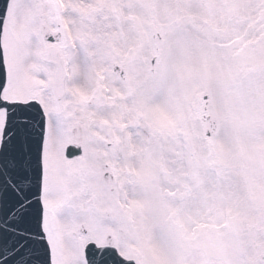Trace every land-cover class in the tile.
Returning <instances> with one entry per match:
<instances>
[{
    "label": "snow or ice",
    "instance_id": "1",
    "mask_svg": "<svg viewBox=\"0 0 264 264\" xmlns=\"http://www.w3.org/2000/svg\"><path fill=\"white\" fill-rule=\"evenodd\" d=\"M0 264H264V0H0Z\"/></svg>",
    "mask_w": 264,
    "mask_h": 264
}]
</instances>
